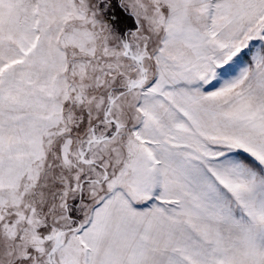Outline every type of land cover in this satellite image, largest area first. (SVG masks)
Instances as JSON below:
<instances>
[{"label":"snow or ice","instance_id":"1","mask_svg":"<svg viewBox=\"0 0 264 264\" xmlns=\"http://www.w3.org/2000/svg\"><path fill=\"white\" fill-rule=\"evenodd\" d=\"M0 264H264V0H0Z\"/></svg>","mask_w":264,"mask_h":264},{"label":"rangeland","instance_id":"2","mask_svg":"<svg viewBox=\"0 0 264 264\" xmlns=\"http://www.w3.org/2000/svg\"><path fill=\"white\" fill-rule=\"evenodd\" d=\"M256 44L258 45V44H259V42H256Z\"/></svg>","mask_w":264,"mask_h":264}]
</instances>
